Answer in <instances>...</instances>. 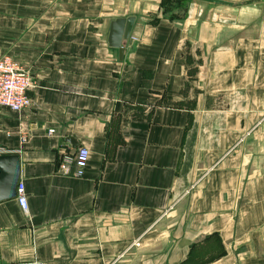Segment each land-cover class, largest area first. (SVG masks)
I'll list each match as a JSON object with an SVG mask.
<instances>
[{
  "label": "crops",
  "instance_id": "crops-1",
  "mask_svg": "<svg viewBox=\"0 0 264 264\" xmlns=\"http://www.w3.org/2000/svg\"><path fill=\"white\" fill-rule=\"evenodd\" d=\"M1 56L31 86L0 264H264V0H0Z\"/></svg>",
  "mask_w": 264,
  "mask_h": 264
},
{
  "label": "built area",
  "instance_id": "built-area-1",
  "mask_svg": "<svg viewBox=\"0 0 264 264\" xmlns=\"http://www.w3.org/2000/svg\"><path fill=\"white\" fill-rule=\"evenodd\" d=\"M31 86V79L28 71L23 69L15 61H11L7 56L0 57V106L6 107L12 112H20L29 105L27 92ZM1 154H11L9 151L0 149ZM88 151L86 148L78 146L71 154L61 153L58 160V171H64L68 167H73L71 176L81 178L86 167ZM15 200L17 206L26 211L25 197L22 191V184L15 186Z\"/></svg>",
  "mask_w": 264,
  "mask_h": 264
},
{
  "label": "water",
  "instance_id": "water-1",
  "mask_svg": "<svg viewBox=\"0 0 264 264\" xmlns=\"http://www.w3.org/2000/svg\"><path fill=\"white\" fill-rule=\"evenodd\" d=\"M131 17L128 19H116L109 24L108 43L113 48H118L121 53L120 40L126 38L131 24ZM18 159L15 154L0 155V200L13 198L17 184Z\"/></svg>",
  "mask_w": 264,
  "mask_h": 264
},
{
  "label": "trees",
  "instance_id": "trees-1",
  "mask_svg": "<svg viewBox=\"0 0 264 264\" xmlns=\"http://www.w3.org/2000/svg\"><path fill=\"white\" fill-rule=\"evenodd\" d=\"M170 0H166V2L168 3ZM166 6L167 5H162V7H163V11L165 12L166 11ZM177 18V17H176ZM173 19V18H172Z\"/></svg>",
  "mask_w": 264,
  "mask_h": 264
}]
</instances>
